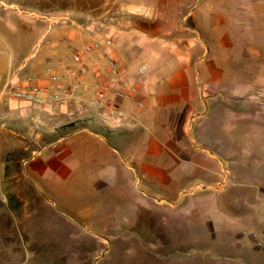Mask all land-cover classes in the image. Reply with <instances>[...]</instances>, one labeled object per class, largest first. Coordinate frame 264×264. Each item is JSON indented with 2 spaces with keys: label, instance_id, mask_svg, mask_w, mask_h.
<instances>
[{
  "label": "crops",
  "instance_id": "0c3cea01",
  "mask_svg": "<svg viewBox=\"0 0 264 264\" xmlns=\"http://www.w3.org/2000/svg\"><path fill=\"white\" fill-rule=\"evenodd\" d=\"M117 2L121 7L113 9L110 21L92 17V27L85 29L52 27L49 16L34 11H0V98L8 82L53 86V74L61 76L73 97L65 106L8 99L0 105V122L10 123L20 142L29 185L79 195H109L125 185L138 197L124 205L128 222L142 206L148 217L142 230L155 226L157 238L164 217L171 218L172 227L182 219L175 209L187 217L195 214L189 227L204 244L189 264H264L259 233L264 227V92L245 93L243 79L227 82L212 76L209 67L200 72L205 50L193 26L198 0ZM85 43L100 47L82 63L63 61ZM108 59L118 63L123 86L133 95L130 100L110 95L122 114L117 125L106 112L85 105L100 84L112 81ZM141 65L146 70L139 74ZM196 170L203 180L189 184ZM169 177L181 185L172 202L138 188L165 186ZM166 203L171 212L161 209ZM82 216L91 219L86 212ZM239 223L253 234L248 236L244 226L237 233ZM245 236L249 239L243 241Z\"/></svg>",
  "mask_w": 264,
  "mask_h": 264
},
{
  "label": "rangeland",
  "instance_id": "374dc122",
  "mask_svg": "<svg viewBox=\"0 0 264 264\" xmlns=\"http://www.w3.org/2000/svg\"><path fill=\"white\" fill-rule=\"evenodd\" d=\"M115 1L0 0V11H22L24 15L34 11L36 15L49 16L52 27L81 25L85 29L92 27V17H98L103 24L110 21L108 18L113 9L116 12L121 7ZM197 7L198 24H193L192 20L189 23L197 28L198 42L204 45L205 57L199 65L200 72L209 67L212 76L227 82L243 79L240 86L245 93L264 92V0H241L240 3L235 0H198ZM93 54L85 58L88 60ZM94 92L85 105L101 112L93 105ZM0 100L3 104L7 99L2 97ZM1 122L0 264H179L183 260L182 264H189L193 261L191 255L200 257L204 239H195L189 227L194 213L187 217V213L179 214V208L175 209V215L182 219L172 227L171 218L164 217L160 221L162 224H158L163 227L159 229L162 235L157 238L156 230H153L155 226L148 225L149 230H142L148 218L142 206L137 216L128 222L124 205L133 199L137 201L138 197L131 195L132 190L125 185L119 192L113 191L109 195H94L92 191L79 195L66 189L41 192L30 186L27 170L24 172L20 163L23 153L17 147L20 142L10 131V123ZM202 180L201 172L196 170L189 184ZM177 184L169 177L165 186L143 183L138 188L172 202L181 189ZM47 199L51 202L48 203ZM161 209L170 211L169 204ZM83 212L91 219H85ZM142 221L146 223L142 224ZM113 222L118 227H104ZM242 226L248 236L253 234L252 229L242 223L236 224L237 233L241 232ZM262 228L259 229L260 239H264ZM248 236L241 239L246 241Z\"/></svg>",
  "mask_w": 264,
  "mask_h": 264
},
{
  "label": "built area",
  "instance_id": "2783aa9c",
  "mask_svg": "<svg viewBox=\"0 0 264 264\" xmlns=\"http://www.w3.org/2000/svg\"><path fill=\"white\" fill-rule=\"evenodd\" d=\"M107 47L112 45V39L107 38L105 41ZM100 47L98 43L85 44L83 49L79 52H73L63 58L64 62H73L76 64L82 63L86 55L93 50ZM107 67L112 75V81L109 83H102L99 85L93 105L97 106L102 111L106 112L107 119L112 124H118V117L122 114L119 112L115 99L130 100L132 98V91L125 90L123 81L121 80L118 63L114 59L107 60ZM146 70V66L141 65L138 68V73L142 74ZM69 73H73V69H68ZM50 81L53 86H39L27 81L26 84L16 85L8 82L4 85L1 93V98H6L15 101H23L38 106H45L47 104H54L65 106L73 102V97L70 87L67 86L61 76L53 74L50 76ZM113 94L115 99H111ZM2 101L0 100V105ZM73 116L72 112H69Z\"/></svg>",
  "mask_w": 264,
  "mask_h": 264
}]
</instances>
